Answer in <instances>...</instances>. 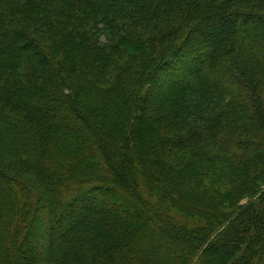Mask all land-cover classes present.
Segmentation results:
<instances>
[{"label":"trees","instance_id":"obj_1","mask_svg":"<svg viewBox=\"0 0 264 264\" xmlns=\"http://www.w3.org/2000/svg\"><path fill=\"white\" fill-rule=\"evenodd\" d=\"M254 176L264 0H0V264L264 261Z\"/></svg>","mask_w":264,"mask_h":264},{"label":"rangeland","instance_id":"obj_2","mask_svg":"<svg viewBox=\"0 0 264 264\" xmlns=\"http://www.w3.org/2000/svg\"><path fill=\"white\" fill-rule=\"evenodd\" d=\"M154 30H156L155 28H154ZM261 177H263V176H261ZM261 177H255L254 176V179H252V180H250L249 182H251V183H249V182H247L246 183V181H245V183H241L239 186H238V188H237V193H236V195L238 196V197H240V198H237L236 200H229L228 202H226V203H223L222 204V206H220V205H217L218 206V208H220V209H222L223 211H228V210H230V209H232V208H234L236 205H237V203L238 202H241V203H243V202H246V200H248V198L249 199H252V200H256V198H257V196H258V194L256 195V193H258L259 191H260V189L261 188H263V186H264V179L262 180L261 179ZM249 183V184H248ZM165 208V207H164ZM163 211L165 212V209H163ZM183 215H184V212H181V211H177L176 212V214H175V216H176V219H177V221H181L182 219H183ZM168 215H167V213H166V216H165V218H167L168 219V217H167ZM234 216V215H233ZM232 216V217H233ZM231 217V218H232ZM195 220H192V222H194ZM162 224V223H161ZM162 225H165V223H163ZM210 247H212V246H208L207 247V250L210 248ZM215 248L216 247H212V248H210L208 251L209 252H207L206 254L205 253H202L201 254V256H200V259L202 258L203 260L201 261V264L203 263V264H206L205 263V261L208 263V261H207V258H209V259H211L212 260V258L214 259V257H215V255L212 253V251H211V249H213L214 251H215ZM240 252V251H239ZM240 254V253H239ZM207 257V258H206ZM205 259V260H204ZM195 261V264H198V261H199V259L197 260V259H195L194 260ZM204 261V262H203ZM45 264V263H44ZM47 264V263H46ZM255 264H264V261H257Z\"/></svg>","mask_w":264,"mask_h":264}]
</instances>
